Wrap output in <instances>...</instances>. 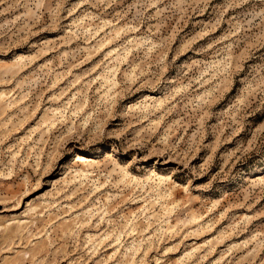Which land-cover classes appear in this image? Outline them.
Masks as SVG:
<instances>
[{
    "label": "rangeland",
    "instance_id": "rangeland-1",
    "mask_svg": "<svg viewBox=\"0 0 264 264\" xmlns=\"http://www.w3.org/2000/svg\"><path fill=\"white\" fill-rule=\"evenodd\" d=\"M0 93V264H264V0H0Z\"/></svg>",
    "mask_w": 264,
    "mask_h": 264
},
{
    "label": "bare ground",
    "instance_id": "bare-ground-1",
    "mask_svg": "<svg viewBox=\"0 0 264 264\" xmlns=\"http://www.w3.org/2000/svg\"><path fill=\"white\" fill-rule=\"evenodd\" d=\"M5 95L3 94V93H0V99H3V97H4ZM79 160L81 161V163L83 164V167H84V169L83 170H79L77 173H79L80 174V176H83L84 177V179H86V178H88L89 177V175L91 174L90 172H89V170H88V168H90L91 166H93L92 165V162L93 161H84V160H81V158L79 157ZM76 173V174H77ZM123 174V173H122ZM123 176H124V178H126L127 176H128V174L127 173H124L123 174ZM157 176V178L154 180V181H158V183L160 184L161 182H164V179L161 177V176H158V175H156ZM132 180L133 181H135V182H138V180L136 179V178H132ZM260 181L261 182H263L264 181V179L263 178H261L260 179ZM161 192H158L157 193V197L158 198H160V199H163V198H165L166 197V199L167 198H171L172 197V195L173 194H168L167 196H165V195H161L160 194ZM174 196V195H173ZM171 200V199H170ZM171 202V201H170ZM168 203V202H167ZM166 204V203H165ZM172 204H174V202H172ZM162 206V205H161ZM164 206V205H163ZM170 206V204H166L164 207H162L163 208V211L166 213V216H170L171 215V213L173 212V210H174V208L173 207H169ZM173 206V205H172ZM200 218V216H198V215H195V214H192L191 215V222H196V221H198V219ZM166 219H169V217H167ZM168 223H170V222H167L166 223V226H167V224ZM170 226V225H169ZM199 227H200V224H199ZM169 228H171V227H169ZM169 228H167V229H169ZM132 232H134V229H132L131 230Z\"/></svg>",
    "mask_w": 264,
    "mask_h": 264
}]
</instances>
